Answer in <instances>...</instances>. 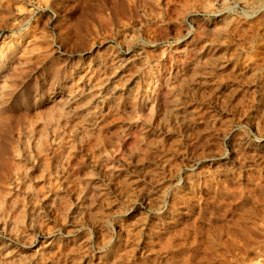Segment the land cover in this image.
<instances>
[{"label":"rangeland","instance_id":"374dc122","mask_svg":"<svg viewBox=\"0 0 264 264\" xmlns=\"http://www.w3.org/2000/svg\"><path fill=\"white\" fill-rule=\"evenodd\" d=\"M0 264H264V0H0Z\"/></svg>","mask_w":264,"mask_h":264}]
</instances>
